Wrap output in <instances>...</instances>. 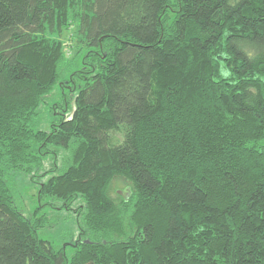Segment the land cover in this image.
Listing matches in <instances>:
<instances>
[{
  "label": "trees",
  "instance_id": "trees-1",
  "mask_svg": "<svg viewBox=\"0 0 264 264\" xmlns=\"http://www.w3.org/2000/svg\"><path fill=\"white\" fill-rule=\"evenodd\" d=\"M0 264H264V0H0Z\"/></svg>",
  "mask_w": 264,
  "mask_h": 264
},
{
  "label": "rangeland",
  "instance_id": "rangeland-1",
  "mask_svg": "<svg viewBox=\"0 0 264 264\" xmlns=\"http://www.w3.org/2000/svg\"><path fill=\"white\" fill-rule=\"evenodd\" d=\"M65 36L60 39L61 44L63 45V52H65L66 56L70 59L76 54L77 45L75 39L72 37L71 29L67 30ZM67 74H64V77ZM64 90L68 91L72 95L68 96V99L71 100V104L73 106V93L70 88H64ZM62 93V85L58 84L54 92L46 97L45 102L41 105L38 116L33 120V127L35 129H49L51 127V122L55 117L60 116V114H56L53 111V108H58L59 113H66L67 115H71L72 107L64 110L63 107L55 106L59 102L62 103L64 97ZM64 103V101H63ZM50 166L49 160L47 161L45 167L48 168ZM54 172H47V174L42 176H37L35 179L28 178L24 176L22 173H16L11 175V183L15 192V196L18 202V205L23 209L24 213L30 215L34 210L39 208L40 200L38 195V188L40 185V181L46 180L49 175ZM128 189L127 182L123 178H115L112 182L110 192L112 195H116L118 191ZM78 202H75L74 206L77 205ZM38 211L43 214L47 213L53 220V226L44 227L40 229V235L46 239L51 240L56 246H67V254L71 256L73 252V247L67 242L73 241L78 235L79 228L77 223V216L74 211L68 209H59L54 208L49 204H45L40 207Z\"/></svg>",
  "mask_w": 264,
  "mask_h": 264
}]
</instances>
